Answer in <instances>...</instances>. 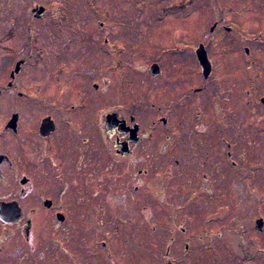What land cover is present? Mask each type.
Instances as JSON below:
<instances>
[{
  "label": "rangeland",
  "instance_id": "374dc122",
  "mask_svg": "<svg viewBox=\"0 0 264 264\" xmlns=\"http://www.w3.org/2000/svg\"><path fill=\"white\" fill-rule=\"evenodd\" d=\"M34 2L48 13L29 27ZM12 17L22 22L19 41L0 45V65L11 68L29 56L20 40L43 24L65 21L69 32L95 42L106 27V49L93 53L83 82L93 97V84L106 80L108 107L128 112L136 104L140 146L158 157L155 174L140 177L166 200L156 203L154 245L121 230L114 236L110 223H136L138 214L117 217L113 209L100 223L90 218L88 229L100 225L89 235L91 264H264V0H0V27ZM200 44L211 64L206 78L195 54ZM154 63L160 73L152 76ZM59 87L52 82L50 92ZM78 219L72 232L39 240L70 241L74 258L84 257ZM52 253L62 256V249Z\"/></svg>",
  "mask_w": 264,
  "mask_h": 264
},
{
  "label": "flooded vegetation",
  "instance_id": "af4514ba",
  "mask_svg": "<svg viewBox=\"0 0 264 264\" xmlns=\"http://www.w3.org/2000/svg\"><path fill=\"white\" fill-rule=\"evenodd\" d=\"M31 5L25 23L40 26L48 11ZM20 24L15 17L5 20L0 27L2 47L8 40L19 41ZM65 25L69 23L61 20L34 29L20 40L29 56L13 68L0 65V264H91L89 235L99 232L95 224L113 209L115 215L120 211L117 217L138 214L136 223L126 218L115 229L110 223L114 236L121 230L126 238L136 236L151 248L156 203L166 206L150 178H140L155 174L158 157L153 147L140 146L145 136L132 112L136 104L128 112L124 105L108 107L102 96L106 80L93 84L98 93L93 97L83 82L93 53L106 49V27L95 42L91 34L69 32ZM78 77L82 79L74 81ZM58 81L57 92H50L52 82ZM135 125L138 130L132 135ZM91 216L97 220L92 230ZM76 218L83 220L77 229L85 232L84 257L74 258L70 241L39 240L46 233L72 232ZM100 244L108 250L106 242ZM59 249L62 256L52 258Z\"/></svg>",
  "mask_w": 264,
  "mask_h": 264
},
{
  "label": "water",
  "instance_id": "95a60500",
  "mask_svg": "<svg viewBox=\"0 0 264 264\" xmlns=\"http://www.w3.org/2000/svg\"><path fill=\"white\" fill-rule=\"evenodd\" d=\"M42 10L43 8H39V12H41ZM213 29H214V26L211 28V31ZM195 54H196L197 61L202 68L203 76L206 78L211 71V64L207 57L206 50L202 44L198 46V48L195 51ZM245 54L248 55V49H245ZM150 70H151L152 76H155L160 73V69L158 65L155 63L152 64V66L150 67ZM261 102L264 104V99H261ZM162 122H164V120ZM137 130H138V126L135 125L132 130V135H135L137 133ZM261 228H262V220L258 219L256 221V229L260 231Z\"/></svg>",
  "mask_w": 264,
  "mask_h": 264
}]
</instances>
